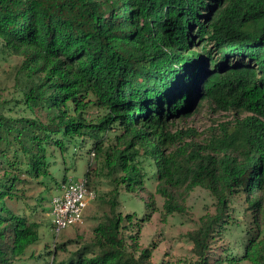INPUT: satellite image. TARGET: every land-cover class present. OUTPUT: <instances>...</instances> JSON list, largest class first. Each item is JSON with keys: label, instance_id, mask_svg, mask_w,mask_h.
<instances>
[{"label": "trees", "instance_id": "16d2710c", "mask_svg": "<svg viewBox=\"0 0 264 264\" xmlns=\"http://www.w3.org/2000/svg\"><path fill=\"white\" fill-rule=\"evenodd\" d=\"M0 41L22 59L17 96L0 99V264L40 238L7 205L21 175L53 179L58 157L87 142L112 184L96 250L50 264H153L117 211L146 168L165 217L184 215L196 187L215 200L187 234L192 264H264V0H0ZM204 102L234 117L194 138L178 124ZM234 233L235 247L212 252L215 234Z\"/></svg>", "mask_w": 264, "mask_h": 264}, {"label": "rangeland", "instance_id": "374dc122", "mask_svg": "<svg viewBox=\"0 0 264 264\" xmlns=\"http://www.w3.org/2000/svg\"><path fill=\"white\" fill-rule=\"evenodd\" d=\"M1 45L0 41V48ZM21 60L17 56L0 54L1 100H10L17 96L14 74ZM89 112L92 116L100 114L96 107H92ZM192 113L178 124V127L194 130V138L206 137L212 129L228 124L234 117L229 111L214 109V105L209 102H204L201 107L197 105ZM89 149L90 143L87 142L83 148L71 150L65 162L59 159L57 152V162L50 166L53 179L37 180L26 174L21 175L22 180L16 186L15 196L7 200V205L18 214L23 213L30 220L37 222L40 225V238L28 248L23 257L12 264H50L55 257L57 260H66L79 251L87 250L88 254L95 252L96 247H92L91 243L93 228L107 212L108 206L104 201L112 189V184L105 172L97 169L98 164ZM6 166L4 163L0 166V175ZM149 169L146 168L149 176L145 180L144 190H136L134 193L121 190L117 211L122 216H132L129 233L136 237L140 249L150 251V261L153 264H192L195 257L192 254V242L187 234L197 229L199 219L206 213H214L215 200L208 190L196 187L183 201L184 215L173 214L165 217L164 199L155 192L156 184ZM63 176L75 182L88 181L90 189L96 193V199L87 207L79 225L69 227L56 235L51 227L49 212L51 198L57 193L56 189ZM150 194L154 202L151 208ZM215 235L211 245L212 252L226 245L235 247V241L239 237L237 233L231 237L225 234ZM60 245V249H55V246Z\"/></svg>", "mask_w": 264, "mask_h": 264}, {"label": "built area", "instance_id": "2783aa9c", "mask_svg": "<svg viewBox=\"0 0 264 264\" xmlns=\"http://www.w3.org/2000/svg\"><path fill=\"white\" fill-rule=\"evenodd\" d=\"M51 198L52 230L58 235L61 231L79 225L91 202L96 199L94 190L87 186L86 180L75 182L68 179L57 189Z\"/></svg>", "mask_w": 264, "mask_h": 264}]
</instances>
